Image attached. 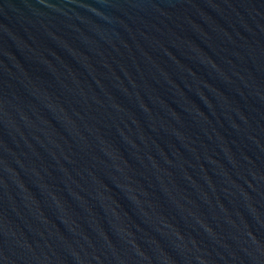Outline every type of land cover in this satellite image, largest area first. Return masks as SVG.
Listing matches in <instances>:
<instances>
[{
    "label": "water",
    "instance_id": "95a60500",
    "mask_svg": "<svg viewBox=\"0 0 264 264\" xmlns=\"http://www.w3.org/2000/svg\"><path fill=\"white\" fill-rule=\"evenodd\" d=\"M0 264H264V0H0Z\"/></svg>",
    "mask_w": 264,
    "mask_h": 264
}]
</instances>
